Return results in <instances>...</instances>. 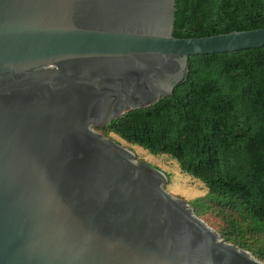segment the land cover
I'll list each match as a JSON object with an SVG mask.
<instances>
[{
	"label": "water",
	"instance_id": "1",
	"mask_svg": "<svg viewBox=\"0 0 264 264\" xmlns=\"http://www.w3.org/2000/svg\"><path fill=\"white\" fill-rule=\"evenodd\" d=\"M176 9L0 0V264H264L98 131L173 96L192 56L264 48V28L176 38Z\"/></svg>",
	"mask_w": 264,
	"mask_h": 264
},
{
	"label": "trees",
	"instance_id": "2",
	"mask_svg": "<svg viewBox=\"0 0 264 264\" xmlns=\"http://www.w3.org/2000/svg\"><path fill=\"white\" fill-rule=\"evenodd\" d=\"M176 8V38L264 28V0H176ZM99 132L175 160L213 202L264 237V48L192 56L189 80L173 96L128 111ZM230 233L226 241L264 261L263 247L242 231Z\"/></svg>",
	"mask_w": 264,
	"mask_h": 264
},
{
	"label": "rangeland",
	"instance_id": "3",
	"mask_svg": "<svg viewBox=\"0 0 264 264\" xmlns=\"http://www.w3.org/2000/svg\"><path fill=\"white\" fill-rule=\"evenodd\" d=\"M109 138L132 150L137 155L138 160L143 161L169 175V181L166 185V189L174 196L184 199L187 203H189L196 211L197 215L199 212L200 215L198 216L201 219L208 223L213 229L218 231L221 236L222 233L224 234V236H222L223 239L226 235H232L230 233L231 230L242 231L249 244L255 245L258 248L263 247L264 249V237H258L257 239L260 241L258 242L255 234L252 233L247 225V222L242 220L240 214L225 210L223 207L213 202L211 200L212 196L206 186L199 180L182 172L179 164L175 160L166 155H153L139 145L128 144L114 134H109ZM231 219H234L237 222L235 227L230 223ZM250 253L252 254V252ZM260 261L264 262L263 260Z\"/></svg>",
	"mask_w": 264,
	"mask_h": 264
}]
</instances>
